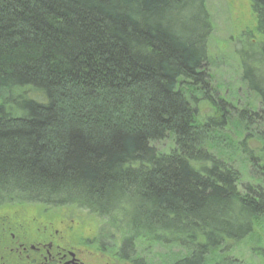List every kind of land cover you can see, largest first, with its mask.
<instances>
[{
  "label": "trees",
  "instance_id": "obj_1",
  "mask_svg": "<svg viewBox=\"0 0 264 264\" xmlns=\"http://www.w3.org/2000/svg\"><path fill=\"white\" fill-rule=\"evenodd\" d=\"M211 34L205 0H0V207L88 210L125 264H242L264 223V54L240 64L261 109L237 114L259 156L231 134Z\"/></svg>",
  "mask_w": 264,
  "mask_h": 264
},
{
  "label": "rangeland",
  "instance_id": "obj_2",
  "mask_svg": "<svg viewBox=\"0 0 264 264\" xmlns=\"http://www.w3.org/2000/svg\"><path fill=\"white\" fill-rule=\"evenodd\" d=\"M249 5L247 0H205V6L210 13L213 25L209 48L213 60L212 67L216 76L214 84L221 88L222 97L228 98L232 104L238 103L236 104V111L230 116V124L233 128L231 134L237 144L245 141V147L260 156L262 155L260 154L261 143L250 138L244 139L246 135L242 137L239 135V132L242 133L243 130L237 128V124H239L238 115L242 110L248 109L250 112L258 110V107L261 109L258 99L256 100V97L248 92L249 89L241 78V61L251 53L236 52L238 37L251 24ZM228 107L232 108L231 106ZM205 109H202L205 117L213 114V109L209 108L207 111ZM262 130L263 128L253 125L247 132L251 135L255 132H262ZM245 164L247 165V163ZM241 167L246 172L244 179L251 181L252 177L247 176L249 170L245 166ZM105 224V220L101 217L78 207L54 208L32 203L0 207V237H2L1 233L4 232V227H11L6 238L10 237L11 234H16L30 244L46 240L45 238L50 235L57 239L63 237L68 246L78 251L87 262L93 264H125L119 262L114 254L107 251L110 245L119 242L117 238L114 240L105 238V236L109 238L108 234L103 231ZM262 227L264 228V223ZM263 228L256 229V234L247 238L242 244L231 248V253L238 260H241L242 264H264V258L261 259L258 255L259 252H256L257 248L264 250ZM98 242L105 243L104 246L107 247V250L105 248L104 253L99 250ZM97 243L99 247L96 245ZM3 247V244L0 243V257L4 255ZM142 255L145 258V254ZM0 264H2V259Z\"/></svg>",
  "mask_w": 264,
  "mask_h": 264
},
{
  "label": "flooded vegetation",
  "instance_id": "obj_3",
  "mask_svg": "<svg viewBox=\"0 0 264 264\" xmlns=\"http://www.w3.org/2000/svg\"><path fill=\"white\" fill-rule=\"evenodd\" d=\"M247 1L250 4L251 24L238 37L236 52L264 54V0ZM10 228L4 227L0 237V243L4 246V255L0 257L2 264H93L84 260L78 251L71 249L63 237L57 239L50 235L46 240L30 244L16 234L6 238Z\"/></svg>",
  "mask_w": 264,
  "mask_h": 264
}]
</instances>
